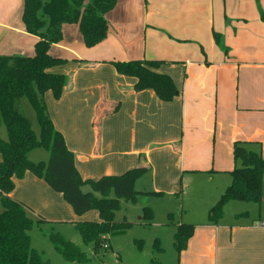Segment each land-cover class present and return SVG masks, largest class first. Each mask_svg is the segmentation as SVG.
I'll return each mask as SVG.
<instances>
[{
    "label": "crops",
    "instance_id": "0c3cea01",
    "mask_svg": "<svg viewBox=\"0 0 264 264\" xmlns=\"http://www.w3.org/2000/svg\"><path fill=\"white\" fill-rule=\"evenodd\" d=\"M259 4L264 13V0ZM257 9L256 0H224L222 6L217 0H117L105 14V39L91 48L78 24H64L62 40L49 53L67 62L49 71L70 75L71 86L59 99L47 91L44 100L81 177L120 175L143 164L182 178L192 170L182 164L184 152L200 142L231 159L239 141L264 157V17ZM22 11L23 0H0V55H34L38 38L25 31ZM213 32L225 35L229 52ZM137 59L164 60L156 71L171 76L179 94L165 102L151 89L135 91L136 79L107 63ZM226 122L232 133L223 138L216 129ZM38 149L28 158L47 161L48 153ZM14 184L9 196L60 232L65 224L98 220L94 211L76 214L61 193L29 171ZM249 205L238 214L246 216L244 223L223 218L205 228L197 264H264L263 185L260 202Z\"/></svg>",
    "mask_w": 264,
    "mask_h": 264
},
{
    "label": "trees",
    "instance_id": "16d2710c",
    "mask_svg": "<svg viewBox=\"0 0 264 264\" xmlns=\"http://www.w3.org/2000/svg\"><path fill=\"white\" fill-rule=\"evenodd\" d=\"M117 0H23L21 22L26 32L35 35L33 56L0 55V126L6 128L7 139L0 137V264H49L43 254L31 245L29 230L33 218L31 209L23 202L9 196L14 188V179L22 178L27 171L43 179L54 191L61 193L76 214L88 210L99 213L98 221H76L75 228L85 243H93L95 251L108 247L107 235L123 233L127 222H117L115 213L121 200L134 201L137 191L135 181L146 174L150 167L141 164L120 175H105L99 179H83L74 163V154L68 149L65 139L49 117L44 95L51 91L59 99L71 86V76L50 72L53 66L67 62L49 53L53 44L62 40L64 24H78L86 47L91 48L107 35L105 14L112 10ZM261 16L263 12L256 0ZM215 43L227 52L222 35L213 32ZM76 60V59H75ZM81 62V61H80ZM164 60L137 59L130 61L111 60L109 63L119 74L136 79L133 90L151 89L161 101H171L178 94L173 79L158 72ZM27 98L35 111L39 135L32 129L28 118L17 110L20 98ZM43 148L48 152L47 161H32L30 151ZM233 158L239 159L240 167L230 171L231 182L217 202L209 208V221L216 225L223 217L228 201L258 203L262 198L264 157L246 149L236 141ZM89 187L84 191L83 187ZM159 193V192H155ZM98 194V196L96 195ZM151 216L150 210H145ZM48 222L36 218V224ZM50 241L56 251L68 261H82L84 253L60 233L51 232ZM184 236L177 231L174 245L181 251ZM157 247L159 248L158 243Z\"/></svg>",
    "mask_w": 264,
    "mask_h": 264
},
{
    "label": "rangeland",
    "instance_id": "374dc122",
    "mask_svg": "<svg viewBox=\"0 0 264 264\" xmlns=\"http://www.w3.org/2000/svg\"><path fill=\"white\" fill-rule=\"evenodd\" d=\"M217 1L221 6L224 3V0ZM257 10L259 11V8ZM217 25L219 26L218 23ZM232 27L231 32H234L237 27L235 25ZM222 37L223 45L229 52L230 46L226 44L227 38L224 34ZM188 49L189 47L184 49V52ZM200 52L203 53L201 50ZM176 86L179 88V84ZM16 107L28 118L32 129L39 135L36 114L27 98L18 99ZM221 127L219 130L216 129L221 137H230L231 126L226 122ZM195 133L198 134L197 131ZM0 137L3 140L7 139L6 128L3 124L0 126ZM217 138L218 135L216 141ZM244 147L260 153L256 146ZM36 152L46 154V156L48 153L43 148H39ZM182 164L192 169L184 172L182 178L173 177L170 173L159 169L154 171L150 169L135 181L136 199L134 201L121 200L120 209L115 213L117 222L124 221L129 225L121 234L107 235L109 243L107 248L102 247L95 251L93 243H85L75 225L72 224L64 225L65 233L60 232L57 226L53 227L45 223L37 225L36 218L30 211L29 216L34 221L29 230L32 247L42 253L49 264H197L199 254L205 250L202 240L206 236L205 228L210 224L209 208L217 202L220 194L230 183L229 171L234 167H240L241 162L239 159L235 161L234 158L224 157L221 149L212 143L200 142L190 148L187 154L184 152ZM262 185L264 186V179ZM83 190L88 191L89 187L84 186ZM154 191L161 192L155 193ZM226 204L223 217L219 221L224 218L226 223H234L236 219H239V223H244L247 220L245 215L238 216V214L242 212L241 209L250 211L248 207L250 203L233 201L227 207ZM147 208L151 216L146 215ZM91 211L97 213L99 220L98 211L88 210V212ZM177 231L184 236L185 240L189 239L185 250L180 252L174 245V234ZM51 232H58L66 240L75 244L84 253L85 259L82 261L65 260L54 249L49 238ZM156 243L161 250H158Z\"/></svg>",
    "mask_w": 264,
    "mask_h": 264
}]
</instances>
